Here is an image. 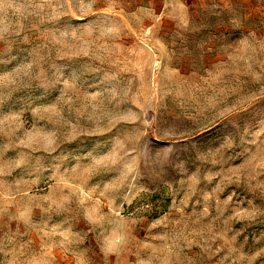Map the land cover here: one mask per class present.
Returning <instances> with one entry per match:
<instances>
[{
    "label": "rangeland",
    "instance_id": "obj_1",
    "mask_svg": "<svg viewBox=\"0 0 264 264\" xmlns=\"http://www.w3.org/2000/svg\"><path fill=\"white\" fill-rule=\"evenodd\" d=\"M0 264H264V0H0Z\"/></svg>",
    "mask_w": 264,
    "mask_h": 264
}]
</instances>
